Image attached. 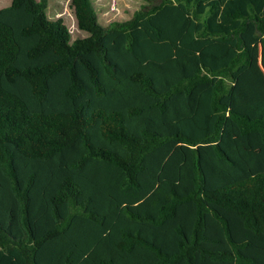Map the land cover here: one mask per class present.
Instances as JSON below:
<instances>
[{
    "label": "trees",
    "instance_id": "16d2710c",
    "mask_svg": "<svg viewBox=\"0 0 264 264\" xmlns=\"http://www.w3.org/2000/svg\"><path fill=\"white\" fill-rule=\"evenodd\" d=\"M47 1L0 10V264H264V115L223 103L264 0H70L73 41Z\"/></svg>",
    "mask_w": 264,
    "mask_h": 264
},
{
    "label": "rangeland",
    "instance_id": "374dc122",
    "mask_svg": "<svg viewBox=\"0 0 264 264\" xmlns=\"http://www.w3.org/2000/svg\"><path fill=\"white\" fill-rule=\"evenodd\" d=\"M88 2L97 15L98 24L102 27H107L115 21L129 20L135 11L149 5L145 0H88ZM10 3L11 0H0V10L7 8ZM45 14L51 21L60 20L69 31L71 41L87 37L85 32L76 28L70 0H48ZM243 40L250 50V63L236 74L233 90L230 96L223 99V103L238 113L257 117L264 115V53L260 41L253 38V27H248ZM233 133L237 135L239 151L245 158L250 173L264 172V147L261 146L258 136L242 137L236 128H233Z\"/></svg>",
    "mask_w": 264,
    "mask_h": 264
}]
</instances>
